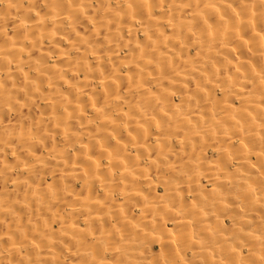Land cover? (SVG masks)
<instances>
[{
	"label": "bare ground",
	"instance_id": "6f19581e",
	"mask_svg": "<svg viewBox=\"0 0 264 264\" xmlns=\"http://www.w3.org/2000/svg\"><path fill=\"white\" fill-rule=\"evenodd\" d=\"M0 264H264V0H0Z\"/></svg>",
	"mask_w": 264,
	"mask_h": 264
}]
</instances>
